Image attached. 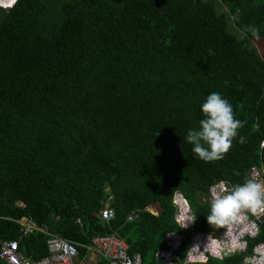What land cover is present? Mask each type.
<instances>
[{
	"label": "trees",
	"instance_id": "16d2710c",
	"mask_svg": "<svg viewBox=\"0 0 264 264\" xmlns=\"http://www.w3.org/2000/svg\"><path fill=\"white\" fill-rule=\"evenodd\" d=\"M0 2L11 3L0 6V245L18 240L31 261L48 255L47 234L22 236L26 217L76 243L81 260L95 237L115 233L141 264H165L164 238L181 230L177 191L196 230L218 232L207 222L210 188L264 168V59L254 46L264 42V0ZM213 92L244 126L222 160L206 163L184 137ZM185 236L174 264H184ZM261 243L264 219L247 253L205 264H243Z\"/></svg>",
	"mask_w": 264,
	"mask_h": 264
},
{
	"label": "built area",
	"instance_id": "2783aa9c",
	"mask_svg": "<svg viewBox=\"0 0 264 264\" xmlns=\"http://www.w3.org/2000/svg\"><path fill=\"white\" fill-rule=\"evenodd\" d=\"M263 175L264 168L262 170L252 168L249 177L264 184ZM223 183L226 188L230 187L227 183ZM219 185L220 183L210 188L209 200L215 190L214 186ZM110 200L111 197H108L105 208L100 212L101 218L106 222L115 218L114 210L108 206ZM172 204L175 208L174 220L181 230L170 232L164 238L167 249L159 252L157 258L163 260L165 264H174L175 253L186 241L185 232H190V237L184 264H205L208 258L223 260L231 255L247 253L249 241L258 237L260 223L264 219V207L256 210L243 209L236 220L222 225L218 232H204L196 230L195 216L182 192L174 193ZM135 217L133 213L128 221ZM17 222L21 226L22 236L33 233H45L49 236L48 255L40 260L31 261L20 251L18 240L4 241L0 245V264H76L79 257L76 243L51 235L46 228L39 227L26 217ZM77 223H80V220H77ZM86 248L89 252H96L109 264L142 263L139 254L133 256L128 254L125 241L115 233L95 237L92 244ZM243 264H264V243L256 245L253 253L244 257Z\"/></svg>",
	"mask_w": 264,
	"mask_h": 264
},
{
	"label": "clouds",
	"instance_id": "9594fccd",
	"mask_svg": "<svg viewBox=\"0 0 264 264\" xmlns=\"http://www.w3.org/2000/svg\"><path fill=\"white\" fill-rule=\"evenodd\" d=\"M246 31L259 38V29L254 26L247 27ZM200 110L203 119L199 121V127L188 130L184 140L192 145L194 160L199 159L206 163L222 160L244 123L235 118L233 106L218 92L209 94ZM239 142L243 143L244 137L241 136ZM214 188L207 215L210 226H222L236 220L243 209L256 210L264 207V184L254 179L228 188L221 182Z\"/></svg>",
	"mask_w": 264,
	"mask_h": 264
},
{
	"label": "crops",
	"instance_id": "0c3cea01",
	"mask_svg": "<svg viewBox=\"0 0 264 264\" xmlns=\"http://www.w3.org/2000/svg\"><path fill=\"white\" fill-rule=\"evenodd\" d=\"M154 213H156V212L154 211ZM101 259H102V257L100 255H98L96 252H89L85 259H83V260L79 259L80 260L79 264H100ZM86 260H88V262L84 263ZM76 262H77V260H76ZM76 264H78V263H76Z\"/></svg>",
	"mask_w": 264,
	"mask_h": 264
},
{
	"label": "rangeland",
	"instance_id": "374dc122",
	"mask_svg": "<svg viewBox=\"0 0 264 264\" xmlns=\"http://www.w3.org/2000/svg\"><path fill=\"white\" fill-rule=\"evenodd\" d=\"M1 1V0H0ZM11 2H13V0H10ZM1 4H4L3 2H0ZM8 4V3H7ZM230 28L232 31H235L234 30V26L233 24H230ZM239 35V33H238ZM254 46L255 48L257 49L258 53L260 54V56L264 59V42L263 41H260V40H256L254 42ZM80 260L79 258H77V262L79 264ZM88 262V260H86L84 263ZM90 263V262H89Z\"/></svg>",
	"mask_w": 264,
	"mask_h": 264
},
{
	"label": "bare ground",
	"instance_id": "6f19581e",
	"mask_svg": "<svg viewBox=\"0 0 264 264\" xmlns=\"http://www.w3.org/2000/svg\"><path fill=\"white\" fill-rule=\"evenodd\" d=\"M3 1V0H2ZM16 0H13V2L12 3H14ZM9 4H11V3H8V4H1L0 3V5H3V6H6V5H9Z\"/></svg>",
	"mask_w": 264,
	"mask_h": 264
}]
</instances>
